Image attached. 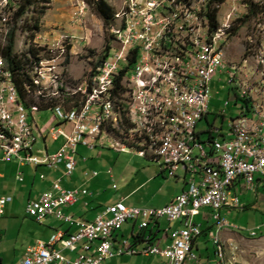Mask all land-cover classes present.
Masks as SVG:
<instances>
[{"label":"built area","instance_id":"2783aa9c","mask_svg":"<svg viewBox=\"0 0 264 264\" xmlns=\"http://www.w3.org/2000/svg\"><path fill=\"white\" fill-rule=\"evenodd\" d=\"M118 5L125 6V3ZM158 5V0H137V4H132V13L139 14V22H126V30L117 28L121 43L114 47L117 49L116 55L108 54V70L117 69L116 83H121V75L130 72L131 66H138V77H132V92L138 93V100L132 102L131 120L134 115H142L143 123L144 114H137V107L144 102L145 96H155L156 92L145 91L144 82L151 65L157 61L153 40L164 25L159 24L160 16H153V8ZM118 16L124 14L118 13ZM206 17L207 12L202 20L204 27ZM261 32H264V24ZM220 38L210 40L206 37L202 41H194L193 37L190 42L181 45L184 74L177 90H183V98L176 99L178 117L174 124L166 125L165 122L170 131V147H164L163 151H148L145 148L148 156L161 164L168 177L182 171L187 188L179 192L171 203L161 207H130L123 201H117L89 220L74 219L63 212V208L74 205L82 195L88 194L83 187L65 188L61 184V179L71 176L75 169L77 146L94 148L99 144L118 152L131 150L137 155L139 153L133 149V145L120 147L118 142L108 140L106 127L105 131L96 129V121H102V111L107 106L106 98L84 97L83 90H77V99L70 101L74 103L73 111L63 110V99L54 100L51 111L54 124L46 133H42L35 120L36 114L42 111H36L28 102L21 101V96L10 94L5 63V74L0 78V85L7 112L0 113V137L12 138V146L0 147V162L16 158L21 166L32 164L34 168L43 165L55 169L61 165L62 175L50 183L49 189L28 199L25 213L39 223L52 216L77 228L75 233L70 234L57 231L48 241H37L28 246L17 264H99L104 259L125 253L156 256L165 260L162 264H215L214 255L212 259L204 261L193 252L192 247L203 232L202 224L195 218L206 208L211 210L212 221L222 219L220 211L223 208H240L238 195L232 191L237 180H241L250 190H255L256 178L264 182V76H256L255 71H249L251 85L252 81L260 82V92L255 94L263 95L262 105H255L254 109L244 108L247 115L252 116V123L245 124V127L251 128L250 136H242V133L232 135L229 132L231 118L223 128L211 126L204 139L201 138V131L196 129L197 121L208 112L210 84L216 73L229 68L226 74L230 89L231 79H235L236 66L219 64ZM254 40L253 45H258V33ZM50 52L52 55L46 57V62L54 64L55 54L52 50ZM248 53H252L251 48ZM173 63L172 54L167 68L172 69ZM255 63L256 67L264 68V47L262 55L255 57ZM168 84L169 81L165 86L167 93ZM244 91H251V86L244 88ZM19 103H27V110H19ZM146 126L151 132V126ZM46 137L52 141L61 139V144L49 152ZM41 139L44 141L43 148L34 150L35 143ZM92 175L96 176L97 173L93 172ZM41 178H44L42 174ZM15 180L23 181L21 172L15 175ZM10 200L11 197L0 196V217L4 213V205ZM162 219L167 226L160 225ZM126 220L138 222V229L142 233L134 235L136 244L121 240L114 245L113 235ZM174 223L177 225L173 226ZM65 251L76 255L69 258ZM229 262L236 261L234 257H229Z\"/></svg>","mask_w":264,"mask_h":264},{"label":"rangeland","instance_id":"374dc122","mask_svg":"<svg viewBox=\"0 0 264 264\" xmlns=\"http://www.w3.org/2000/svg\"><path fill=\"white\" fill-rule=\"evenodd\" d=\"M9 2L10 0H0L1 47L5 44L9 29L7 27L9 16L15 9V4L13 3L11 8ZM95 2H103L109 8L107 21H104L103 17L98 15L85 0H36L34 7H30V10L21 17L26 23L29 22L28 27L22 23L23 21L17 22L19 28L14 41L13 59L20 60L19 62H23V58H26L27 62L34 61L36 56L51 57L50 50H52L59 61L56 67L62 71L63 95L56 100L63 99L68 105L74 104L70 102L72 99L75 98L74 101L77 99L76 91L83 90L90 82L93 66L105 56L106 46L112 47H109L104 59L110 52L116 53L117 49L114 47L121 43V34L117 28L122 30L124 25L121 21L122 16L117 15L123 13L125 6L118 3L127 4L130 0H95L94 6H96ZM247 2L249 1L225 0L220 4L216 15L218 26L210 34L206 30L207 17L206 27L202 21L205 18L208 0H158V3L164 6L161 11L162 17L169 16L173 22L175 39L181 44L187 43L194 37L195 32L205 35L210 40L213 38L218 40V37H222L218 48L224 64L236 66L234 81L236 84L233 82L231 89L227 86L228 67L219 70L211 81L208 112L196 124L197 131H201L202 139L207 137V130L211 126L223 128L230 118L239 119L242 113L247 115L242 88L237 84H251L249 71H255V75L260 76L255 57H259V46L264 41V32H261L264 13L247 17ZM251 2L264 6V0H251ZM40 11L42 13L37 22V29H34L32 22L36 20ZM31 17L32 20L29 21ZM225 18L228 19L224 20ZM12 23L10 19V25ZM113 29L117 32L115 33ZM31 33L33 37L30 36ZM257 33L258 45H253ZM249 48L252 49V53H248ZM18 66L20 69V64ZM15 73L19 78V72L15 71ZM41 102L43 104L39 106L35 101L28 103L36 111H42L36 114L35 120L42 133H46V130L54 124L53 114L47 110L49 103H45L43 99ZM129 126L128 122H124L113 132L105 131V133L111 134L120 147L133 145L139 156L134 151L118 152L107 145L98 144L94 149H85L78 145L76 159L81 161V168L86 173L75 170L71 177L62 178L64 180L77 178L80 183L88 179L93 171L98 173L93 181L89 180L92 182L85 184L87 191L93 193L91 210L94 213L109 201H116L134 189H136L135 193L129 200L125 199V204L130 207L150 208L173 187V184L168 182L174 178L167 177L165 172L163 174L155 162L140 157L145 155L136 149V139L126 131ZM45 144L49 147V152H53L61 144V139L52 141L51 138L46 137ZM43 146L44 141L38 140L34 150L42 149ZM98 152L101 156H98ZM83 157L86 161H82ZM108 169H111L110 174H106ZM0 172L5 174L3 179L0 178V196L11 197V200L4 205V213L0 217V264H17L27 245L33 244L37 239L46 240L52 232L50 229L52 226L57 228L63 227L64 224L60 225L53 217H47L39 223L25 213L28 199L37 197L40 192L49 189L52 169L43 165L37 168L32 164L21 166L15 158L0 162ZM18 172H21L23 182L15 180L14 177ZM41 174L44 178H41ZM238 198L240 208L221 209V217L229 227L222 228L217 235L223 243L232 245V247L228 246V250L237 262L235 264H264V182L255 190L242 187ZM74 209H65L64 212L72 214ZM195 220L202 224L203 232L192 247L193 252L204 261L208 258L210 260L213 257V238L216 236L211 210L208 208L201 210ZM161 224H166L164 219L161 220ZM132 225L137 230L138 222L134 223L132 220H126L120 226L117 231L119 241L131 242ZM74 255L76 254H70L68 257L72 258ZM164 261L156 256L125 253L104 259L99 264H159L160 262L162 264Z\"/></svg>","mask_w":264,"mask_h":264},{"label":"bare ground","instance_id":"6f19581e","mask_svg":"<svg viewBox=\"0 0 264 264\" xmlns=\"http://www.w3.org/2000/svg\"><path fill=\"white\" fill-rule=\"evenodd\" d=\"M132 4H137V2L130 0V2L125 4V8L123 9L124 16L121 17V21L124 26L122 30H126V22H139V14L132 13ZM163 7L162 4H159L153 8V16H160L159 24L164 25L163 30L158 32L153 40V52H155V59L157 61L156 64L151 65L148 77L144 82L145 91H156L155 96H145L144 102L137 107V114H144L145 123H143L142 115H134L131 120L132 102L138 100V93L132 92V77H138V66H131L130 72H124L121 75V83H116L117 69L108 70L109 56H107L96 67L90 82L83 88L84 97L95 96L97 98H106L107 106L105 107V111H102V121H96V129L98 131H105L106 127V131L113 132L114 129H118L124 122H128L130 126L126 131L136 139V149L146 154H148V151H163L164 147H170V131L165 126V122L166 125L174 124L178 117L176 99L183 98V90H177L180 86V79L183 78L184 74V56L180 55L182 53L181 45L183 44L174 37L171 18L169 16L162 17L161 11ZM113 31L117 32L114 29ZM205 38V35L195 32L194 41H202ZM262 47H264V41L259 46V57L262 55ZM172 54L174 63L171 69L167 67L172 61ZM218 54L219 64H224L219 48ZM109 55H116V53L110 52ZM25 59L23 58V62L17 60L20 64V69L19 64L15 63V66L11 70L4 56L0 53V78L5 74L6 63V83L10 94L21 96V101L24 102L35 101L38 106L42 103L41 99H43L45 103H49L47 110L52 111L54 100L63 95L62 71L56 67L59 63L57 57L54 56V64L46 62V57L40 58L36 56L35 59L33 58L34 61L29 62ZM258 68L260 76H264V68ZM15 71L19 72V78H17ZM105 72L106 74L104 75ZM170 75L171 79H169ZM56 78H59V81H56ZM168 81L169 92L167 93L165 86ZM234 81L235 79H231V86ZM237 86L242 88V98L249 105L247 109H254L255 105L263 104V95L255 94L260 92L259 81H253L252 85L250 83L246 85L240 83ZM250 86L251 91H246L245 93L244 88H250ZM19 110H27V103H19ZM63 110L73 111L74 104L68 105L63 103ZM6 112L7 103L5 100H2V87L0 85V113ZM247 123H252V116L242 113L239 119L236 118L230 121L229 132L232 135H240L242 133V136H250L251 128L245 127ZM146 124L151 126V132ZM152 134L155 135L153 136ZM106 138L115 142L111 134L106 133ZM10 146H12V138L0 137V147ZM145 148L148 151H145ZM262 160H264V151L262 152ZM212 225L216 229V236L214 235L215 237L213 238L215 264H235L236 262H229V257H233L228 250L229 245L223 243L217 235L222 228L229 227V225L223 219L214 220ZM212 233L214 234L213 229Z\"/></svg>","mask_w":264,"mask_h":264},{"label":"crops","instance_id":"0c3cea01","mask_svg":"<svg viewBox=\"0 0 264 264\" xmlns=\"http://www.w3.org/2000/svg\"><path fill=\"white\" fill-rule=\"evenodd\" d=\"M246 108H248L249 107V105H248V103H247V101H246ZM58 141V140H57ZM81 147H82V145H81ZM85 149L87 148V147H85V146H83ZM95 148V147H94ZM94 148H89V149H94ZM77 150H78V148H77ZM141 154H143V155H145V156H140V157H143V158H146V159H148V160H150V161H153V162H155L158 166H159V169H160V171L161 172H163V174H164V172H165V170L162 168V166H161V164L160 163H158L156 160H154L153 158H151L150 156H148V154H146V153H144V152H140ZM77 154V153H76ZM98 156H101V153H99L98 152ZM139 156V155H138ZM75 160H76V164H75V169H74V171H73V173H72V175L74 174V172H75V170H78V171H82V173L84 172V174L86 173L85 172V170H83V168H81L82 166H81V161L80 160H77L76 159V155H75ZM82 161H86V158H82ZM62 166L60 165L58 168H55V169H52V172H51V175H50V180H49V185H50V183L53 181V180H55V179H57V178H59L61 175H62ZM111 171V169H108V170H106V174H109L108 173V171ZM93 172H96V171H93ZM180 172V171H179ZM177 173L174 177H170V178H174V179H170V181L168 182V183H172L173 184V187H172V189L170 190V192L168 193V194H163L162 195V199H160L159 201H157V203L156 204H153V205H151V207H161V206H164V205H167V204H169V203H171L173 200H174V198H175V196L179 193V192H181L182 190H185L186 188H187V184H186V180H185V178H184V174L183 173ZM97 173V172H96ZM111 173V172H110ZM165 174H166V172H165ZM71 175V176H72ZM97 175H98V173H97ZM97 175L96 176H93L92 174L88 177V179H86V180H84V181H82V182H80V183H78L80 180H78L77 178H72V179H68V180H64V179H61V184H62V186L63 187H65V188H72V187H83V188H85L86 189V187H85V184H86V182H92L93 181V179H95L96 177H97ZM71 176H69V177H71ZM166 176H167V174H166ZM5 177V174H3L2 172H0V178H4ZM168 177V176H167ZM15 178V177H14ZM89 180H92V181H89ZM23 181H24V179H23ZM23 181H21V182H23ZM256 187L258 186V185H260V184H262L263 183V181L261 180V179H258V178H256ZM242 187H243V189L245 188V186H244V184H243V182L241 181V180H237L235 183H234V186H233V189H232V191H234V192H236V194H238L239 195V191H241L242 190ZM171 188V187H170ZM245 189H247V188H245ZM256 189V188H255ZM135 191H136V189H134V190H131V191H129V192H127V194H125L124 196H122L120 199H118V200H116V201H109V203L107 204V205H110V204H112V203H115V202H117V201H123L124 203H125V199L126 200H129L130 199V197L135 193ZM93 198V193H91V192H88V194H86V195H82L80 198H79V200L74 204V205H72V206H68V207H65V208H63V212H64V210L66 209V210H69V209H72V208H75L74 210H72V214H69V213H65V214H69V215H71L74 219H78V220H89V219H92L96 214H98V213H100L102 210H104L105 209V207L107 206V205H105V206H103V207H101L100 209H98V211L96 212V213H94V212H92V210H91V199ZM49 217H52V216H49ZM54 218V217H53ZM56 219V218H55ZM57 220V219H56ZM59 223H60V225L61 224H64L63 225V227L61 226V227H57V228H54L53 226L50 228V229H52V232L50 233V235H49V237L51 236V235H53L55 232H57V231H59V232H62V233H66V234H70V233H75L76 231H77V228H76V226L73 224V225H69V224H66V223H62L61 221H59V220H57ZM166 222V221H165ZM160 225L161 226H167V222H166V224H161V220H160ZM177 225V223H174V225L173 226H176ZM130 233L132 234V240H131V243H133V244H136V240H134V238H133V236L134 235H136V234H139V233H142L141 231H139V229L137 228V230L134 228V226L132 225L131 226V228H130ZM49 237L46 239V240H42V239H37L33 244H35L37 241H44V242H46V241H48V239H49ZM118 237H117V232L113 235V243H114V245H117L115 242H117L118 243ZM168 241V240H167ZM33 244H29V245H27L26 246V248L28 247V246H30V245H33ZM26 248H25V250H26ZM25 250H24V252H25ZM72 255L73 253H71V252H67V251H65V255L68 257L69 255ZM75 256V255H74ZM73 256V257H74ZM70 258V257H69ZM159 259H161V258H159ZM162 260V259H161ZM19 261V260H18ZM156 264H158V263H156ZM159 264H161V262L159 263Z\"/></svg>","mask_w":264,"mask_h":264},{"label":"trees","instance_id":"16d2710c","mask_svg":"<svg viewBox=\"0 0 264 264\" xmlns=\"http://www.w3.org/2000/svg\"><path fill=\"white\" fill-rule=\"evenodd\" d=\"M89 5L92 6L93 10L100 15L101 17H103L104 21H107V19L109 18V8L107 6H105V4L103 2H95L96 6H94L93 2L95 0H85ZM225 0H208V10H207V4H206V11H205V15L207 12V19H208V31L211 34L218 26L217 22H216V15H217V11L219 8V5L222 4ZM249 1L246 3L247 7H248V14L247 17H255L258 16L260 13L261 15L264 13V6H261L259 4H252L251 0H246ZM15 4V9L13 10V12L11 13V15L9 16V18L12 20V24L10 25V19H8L9 23L7 25V27H9L7 33H6V38H5V44L3 47H1L0 45V53L4 56L7 65L10 67V69L12 70L13 67L15 66V63L18 64V61L13 59L12 56V52H13V47H14V41L16 38V32L18 30V26H17V22L23 21L22 23L26 24V27H28V23H26L24 20H22V16L27 13L28 10H30V7H34V4L36 3V0H10L9 2V6L11 7L12 4ZM9 7V8H10ZM12 8V7H11ZM42 11L39 12L38 16L36 17V20L32 22V27H34V29H37V22L41 16ZM32 20V17L30 18L29 21ZM24 24V26H25ZM33 37V33H31V35ZM112 37V36H111ZM109 47L106 46L105 49V56L107 55ZM104 56V57H105ZM101 58L94 66L92 69V75L95 72L96 67L101 63V61L104 59ZM243 104L246 107V100H243ZM134 238V236H133Z\"/></svg>","mask_w":264,"mask_h":264}]
</instances>
